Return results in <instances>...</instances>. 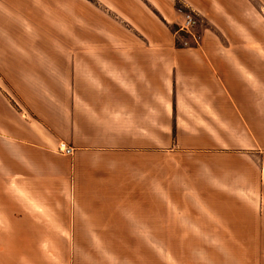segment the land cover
I'll list each match as a JSON object with an SVG mask.
<instances>
[{"label": "crops", "instance_id": "crops-1", "mask_svg": "<svg viewBox=\"0 0 264 264\" xmlns=\"http://www.w3.org/2000/svg\"><path fill=\"white\" fill-rule=\"evenodd\" d=\"M176 1L225 36L250 6L29 1L33 18L64 16L46 29L63 43L3 46L16 102L0 88V202L17 201L0 203V264H167V245L264 244L257 47L207 32L176 46Z\"/></svg>", "mask_w": 264, "mask_h": 264}, {"label": "rangeland", "instance_id": "rangeland-1", "mask_svg": "<svg viewBox=\"0 0 264 264\" xmlns=\"http://www.w3.org/2000/svg\"><path fill=\"white\" fill-rule=\"evenodd\" d=\"M29 1L30 0H0V88L3 93H6L7 96L11 98L13 103L16 102L13 94L14 86H10L6 83L10 75H12L11 73L13 70H10V68H1V66L3 67V61L7 60V57L4 58L5 52L3 51V46L63 43L60 37L48 36L47 30L57 34V32L61 30L64 16H62V14L57 15L54 8L45 7L44 5L41 6V2H39L37 7L41 6L38 8L41 14L39 15V19L36 17L33 18L29 10ZM38 1L41 0H33L34 4H37ZM44 2L47 3V1ZM247 2H249L250 6L245 12V19L242 23V25L244 24V28L239 27V29L235 31L231 28L229 36H225L212 28L200 13L196 11L193 12L179 1L175 3L182 19L178 24L173 25L171 29L176 35V46L182 47L185 43L188 45L197 44V41H195L191 35L180 30L185 13L193 12L197 18V25L193 29V32L201 36V38H203V32H207L213 38L217 39L218 43L256 45L257 93L262 95L264 94V0H247ZM35 12H37V10H35ZM36 20H38L41 27L45 30H37L38 25ZM201 41L202 40H199V43H201ZM11 195L14 197L13 193ZM13 199H15V197ZM13 199L7 200V198H3L0 203L11 204L13 203ZM53 247L52 249V246L46 245H21V248L18 249L17 246L7 245L3 251L8 254L20 250L21 252H29L36 256L43 252L48 254L53 253L55 255L67 251V249L61 245ZM151 247L155 249L158 248L157 246ZM165 254L167 264H264V244H247L241 246L232 244L167 245L165 246ZM195 255H197V257H194ZM2 261V258H0V263ZM36 262L27 261L23 263L29 264ZM51 262L53 263L54 261Z\"/></svg>", "mask_w": 264, "mask_h": 264}, {"label": "built area", "instance_id": "built-area-1", "mask_svg": "<svg viewBox=\"0 0 264 264\" xmlns=\"http://www.w3.org/2000/svg\"><path fill=\"white\" fill-rule=\"evenodd\" d=\"M197 25V18L193 12H186L184 15V21L180 28L181 31L188 33L191 35V37L197 41V44L199 43V40L201 36H198L196 33L193 32V29ZM185 45H188L185 43ZM58 151L65 155H72L74 152V149L71 147H68L64 142H61L58 146Z\"/></svg>", "mask_w": 264, "mask_h": 264}]
</instances>
